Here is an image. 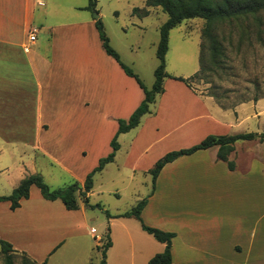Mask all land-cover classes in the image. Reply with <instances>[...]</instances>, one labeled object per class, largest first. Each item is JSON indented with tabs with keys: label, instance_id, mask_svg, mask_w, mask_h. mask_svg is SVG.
I'll list each match as a JSON object with an SVG mask.
<instances>
[{
	"label": "crops",
	"instance_id": "0c3cea01",
	"mask_svg": "<svg viewBox=\"0 0 264 264\" xmlns=\"http://www.w3.org/2000/svg\"><path fill=\"white\" fill-rule=\"evenodd\" d=\"M40 3L0 0L2 181L13 190L25 176L40 174L44 180L50 177V186L58 185L52 183L62 176L69 184L82 186L99 160L112 151L110 143L116 136L113 160L97 173L104 175L111 167L129 172L133 205L145 199L142 222L174 234L173 263L264 264V139L235 141L227 154L231 168L218 159V146H212L166 163L154 186L149 173L166 153L189 148L208 135L264 133V97L224 107L191 84L167 77L163 92L139 124L117 133L118 120L129 118L144 93L103 50L95 26L101 14L91 16L87 4L49 6L35 14ZM151 8L144 0V8L132 14L148 15ZM30 27H37L35 42L28 41ZM157 64L151 66L153 72ZM197 70L166 72L188 78ZM252 122L256 128H249ZM34 187L15 210L7 201L11 216L18 217L12 228L41 218V211L24 204L34 195ZM40 200L46 210L68 216L62 202ZM110 219L111 244L106 252L116 249L118 257L111 261L107 257L106 264H147L164 250L165 244L144 231L139 220ZM68 233L76 237L73 227L68 226Z\"/></svg>",
	"mask_w": 264,
	"mask_h": 264
},
{
	"label": "rangeland",
	"instance_id": "374dc122",
	"mask_svg": "<svg viewBox=\"0 0 264 264\" xmlns=\"http://www.w3.org/2000/svg\"><path fill=\"white\" fill-rule=\"evenodd\" d=\"M42 2V6H37L35 14L49 6L88 4L87 0ZM134 8H144V0H96V11L89 14H101L103 30L111 39V46L118 52L124 64L138 73L141 83L150 89L148 82L153 81L151 66L158 61L155 47L159 38V27L167 15L159 7L151 8L148 15L132 14ZM62 16L55 15L56 19H64ZM204 23L200 18L187 19L169 31L168 50L165 55L168 72L187 74L192 68L199 69L200 46L205 44L204 52L209 48L203 35ZM213 35H216L219 54L210 60L206 52L204 69L190 81L191 86L199 93L213 97L224 107H233L241 102L264 97V10L257 14V19L250 17L242 22L217 24L214 26ZM249 128H256V125L252 122ZM130 176L128 171L114 167L104 175L95 173L92 176L94 187L88 202L84 203L82 197H78L76 209H67L63 205V210L68 212L69 217L46 210L47 206L39 201L48 199L34 187V195L24 204H28L29 209L41 211V218L14 228L12 226L18 217H12L6 205L7 201H0V239L21 248L30 256L28 258L26 255V258L20 252H11L10 264H33L35 261L38 264L43 261L45 264H100L103 259V243L107 235L111 238L110 218L114 217V212H129L135 205L134 181ZM49 178L47 176L43 179L48 186L51 183ZM65 178L62 176L58 183H52L58 185L50 188L68 186L69 181ZM11 192L12 189L0 178V196L9 195ZM48 201L62 202L60 199ZM68 226L73 227L76 237H68ZM92 228L96 231L94 235L90 232ZM106 251L105 259L109 257L111 261L118 257L116 249ZM124 255L128 256V251ZM0 264H9L5 254L1 252V247Z\"/></svg>",
	"mask_w": 264,
	"mask_h": 264
},
{
	"label": "trees",
	"instance_id": "16d2710c",
	"mask_svg": "<svg viewBox=\"0 0 264 264\" xmlns=\"http://www.w3.org/2000/svg\"><path fill=\"white\" fill-rule=\"evenodd\" d=\"M88 4L86 9L93 12L96 11V0H87ZM145 6L147 7H159L162 12L167 15L164 23L159 27V39L156 45L155 55L158 60V64L154 69V81L150 89H147L139 77L133 73L121 60L119 54L113 50L109 44V38L103 30L102 21L100 18L95 20V26L99 34V38L103 47V50L113 57L121 66L123 71L133 77L136 83L143 90L144 98L138 105V107L132 112L128 119L118 120L117 133L126 132L139 124L142 115L148 113L149 105L155 101L158 94L163 92V80L165 78H173L190 85V81L196 77L202 69H204V61L206 60V52L209 55L210 60L215 59L219 54L218 44L216 42V35H213L214 26L221 23L242 22L252 17L257 19V14L264 10V0H145ZM138 8L133 9V13H136ZM143 13L147 14V11L143 9ZM200 18L204 20L203 35L206 37L208 46L205 51V44L200 46L199 64L200 67L193 75L188 78L181 76H172L166 72L165 55L168 50V36L169 31L180 24L183 20ZM214 62V61H213ZM255 100V99H254ZM253 100V101H254ZM256 101V100H255ZM254 138L264 139V133H240L234 135H208L196 145L189 148L179 149L166 153L160 159H158L154 166L149 170L151 175V183L154 186V181L161 170V168L168 162L175 160L179 156L191 154L200 149H207L212 146H218L217 157L220 160L227 161L229 168L232 167V163L227 160V154L233 149V143L237 140H251ZM112 151L104 158L99 160L98 165L86 176L82 186L77 182H73L66 187L51 189L44 181L40 174H30L25 176L19 184L12 190L9 195L0 196V201H8L10 203V209L14 210L20 205L21 199H26L29 196V188L31 185L36 186L41 195L48 200L60 199L63 205L67 209H76L78 207L77 198L82 197L84 203L88 202L87 193L93 186L92 176L101 171L103 166L112 161L115 155V151L118 148L116 136L111 140ZM145 205V199L138 201L129 212L115 214L114 217H133L140 221L141 228L147 233L151 234L157 241L164 243V250L162 252L153 255L147 264H176L172 262L171 257V239L174 236L172 232L163 231L155 227L145 225L141 219V211ZM110 238L107 235L106 241L103 243V259L100 264H106L105 251L110 246ZM1 252L5 254V257L10 264V253L16 252L12 249L9 242L0 239ZM26 257L24 253H21ZM27 258V257H26ZM32 262V261H31ZM36 264L35 262H32ZM43 261L40 264H45ZM182 264V263H178Z\"/></svg>",
	"mask_w": 264,
	"mask_h": 264
},
{
	"label": "built area",
	"instance_id": "2783aa9c",
	"mask_svg": "<svg viewBox=\"0 0 264 264\" xmlns=\"http://www.w3.org/2000/svg\"><path fill=\"white\" fill-rule=\"evenodd\" d=\"M36 34H37V27H30L28 29V32H27V38H28V41L29 42H35V39H36ZM91 233L95 234V229L92 228L91 230Z\"/></svg>",
	"mask_w": 264,
	"mask_h": 264
},
{
	"label": "water",
	"instance_id": "95a60500",
	"mask_svg": "<svg viewBox=\"0 0 264 264\" xmlns=\"http://www.w3.org/2000/svg\"><path fill=\"white\" fill-rule=\"evenodd\" d=\"M94 17H97V15L95 14Z\"/></svg>",
	"mask_w": 264,
	"mask_h": 264
}]
</instances>
